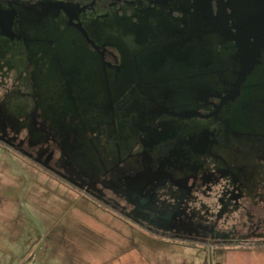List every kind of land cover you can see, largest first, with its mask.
<instances>
[{"label": "rangeland", "instance_id": "rangeland-1", "mask_svg": "<svg viewBox=\"0 0 264 264\" xmlns=\"http://www.w3.org/2000/svg\"><path fill=\"white\" fill-rule=\"evenodd\" d=\"M153 1L92 0L80 27L94 48L42 0H0V136L67 183L36 184L33 200L28 171L0 155V264H264L260 210L230 215V236L200 205L157 228L94 185L152 132L196 166L213 158L192 152L207 130L214 152L264 177V0Z\"/></svg>", "mask_w": 264, "mask_h": 264}, {"label": "flooded vegetation", "instance_id": "flooded-vegetation-1", "mask_svg": "<svg viewBox=\"0 0 264 264\" xmlns=\"http://www.w3.org/2000/svg\"><path fill=\"white\" fill-rule=\"evenodd\" d=\"M25 1L37 2V0ZM108 1L115 3L119 0ZM158 1L160 0L153 2ZM91 3L92 0H42L39 3L41 9L38 13H61L65 15L71 26L78 28L80 27L81 14L89 8ZM2 16L0 28L4 30L8 28L10 21L8 17L3 18ZM79 31L84 35V30L79 29ZM8 33L18 39L15 33ZM86 36L88 38L87 34ZM262 36L264 37V35ZM88 40L94 47L91 39L88 38ZM226 96L221 95L223 98L219 100L226 99ZM155 133L157 134V132L145 133L142 138L140 136V141L135 143L134 147L140 145V148L133 152L130 155L131 158L126 161L123 181L120 180L118 173L108 179L109 183H107L120 199H124V202L132 205L131 207H134L143 219L149 221L147 225L152 223L157 228L171 229L181 220H191L190 213L193 206L200 205L207 214L206 219L213 221L212 216H215L214 221L217 224L220 223L221 229L225 230V235L230 236L236 231L234 222L228 223L230 215L238 213V222L249 208H251L252 214L258 213L259 210L264 213V197L262 195L264 177L247 173L243 165L242 169H239L238 165L233 167L214 152L213 146L216 140L207 130L202 135L203 141L194 143L192 152L195 154L207 152L213 158L209 159L208 163L202 162L196 166L193 165V161L188 162L187 159L176 157L175 149L168 148L167 151H164L160 148L159 144L154 142ZM15 147L19 146L15 145ZM40 158L43 160L42 162H46L45 167L51 169L48 160L44 156ZM254 178L257 182L252 186L258 189L246 190L247 185L249 186L245 183L246 179L252 181ZM101 180L103 178H99L97 181L101 182ZM252 192H255L252 197L253 201L255 199L257 203H253L252 198L246 196V193L252 194ZM201 241L206 240L202 237Z\"/></svg>", "mask_w": 264, "mask_h": 264}, {"label": "crops", "instance_id": "crops-1", "mask_svg": "<svg viewBox=\"0 0 264 264\" xmlns=\"http://www.w3.org/2000/svg\"><path fill=\"white\" fill-rule=\"evenodd\" d=\"M141 138H142V136H141ZM138 141H140V138L136 139L135 143H137ZM132 151L133 150H130L129 152H127L126 156L116 164L118 167L115 165L112 168H110L105 174L102 175V177H100V178H103V180H101V182H98L97 181L98 179H97L94 182V185H97L99 188H103V190H108V191L111 190L110 184L109 185L107 184V183H109L108 179L112 178L115 174H118V173H119L120 180H122L123 177H125V175H124L125 169L124 168L126 165V161L129 158H131L130 155L133 153ZM1 154H3V156H5L6 154L9 155L7 157V159H8L7 166H8L11 173H13V172L16 173V162H18L19 166H21L23 169L28 171L29 175L32 178H29L26 175H24V176L21 175L22 185L20 187L23 188V192H25L29 188L28 196H30L31 199H33V200H36V195L39 193V191L36 188V184H41L44 186L45 185L46 186L47 185L48 186H53V185L62 186L59 189L64 188V185H65V187L67 186L66 185L67 183L65 182V175L61 174L59 171L52 168V166H50L51 169H48L47 167H45V164H43V162H42L43 160L41 158H36L35 156H28L26 154H22L25 157H27V158H24L23 156L20 155V153H18V151H16L14 146H11L9 143H6V142L0 140V155ZM4 159L5 158L0 159V167H1L2 163L4 162ZM49 162H50V159L48 160V164H49ZM103 181H105V182H103ZM30 184H32V185H30ZM144 263L146 264V262H144Z\"/></svg>", "mask_w": 264, "mask_h": 264}, {"label": "water", "instance_id": "water-1", "mask_svg": "<svg viewBox=\"0 0 264 264\" xmlns=\"http://www.w3.org/2000/svg\"><path fill=\"white\" fill-rule=\"evenodd\" d=\"M78 27V26H77ZM80 30H83L82 28L78 27ZM7 29V28H6ZM8 30V29H7ZM84 36L87 38L86 34L84 33ZM257 44V43H255ZM250 56H251V51L248 53L247 57H246V60H245V65H244V68L241 70L240 72V75L234 85V88L233 90L226 96V98H229L230 96L232 95H235L237 92H238V86L240 84V82L242 81L245 73L248 71L249 69V61H250ZM220 98H223L220 96ZM2 123V121H1ZM46 162L44 161L43 164H45Z\"/></svg>", "mask_w": 264, "mask_h": 264}, {"label": "trees", "instance_id": "trees-1", "mask_svg": "<svg viewBox=\"0 0 264 264\" xmlns=\"http://www.w3.org/2000/svg\"><path fill=\"white\" fill-rule=\"evenodd\" d=\"M0 140L1 141H4V142H7V141H5L1 136H0ZM7 143H9V142H7ZM11 146H14L15 147V145H12L11 143H9ZM15 149H16V147H15ZM62 177V176H61Z\"/></svg>", "mask_w": 264, "mask_h": 264}, {"label": "bare ground", "instance_id": "bare-ground-1", "mask_svg": "<svg viewBox=\"0 0 264 264\" xmlns=\"http://www.w3.org/2000/svg\"><path fill=\"white\" fill-rule=\"evenodd\" d=\"M219 1V0H218ZM221 1V0H220ZM223 1H221V3H222ZM226 3L228 2V1H225ZM193 3V2H192ZM224 3V2H223ZM222 3V4H223ZM225 4V3H224ZM221 5V4H220ZM228 5H226V7H227ZM224 7V6H223ZM221 8H222V6H221ZM216 9V8H215ZM63 11V10H62ZM64 12V11H63ZM171 110V109H170ZM106 142V141H105ZM103 144V143H102ZM99 147H101V146H99ZM102 148V147H101ZM106 149V148H105Z\"/></svg>", "mask_w": 264, "mask_h": 264}]
</instances>
